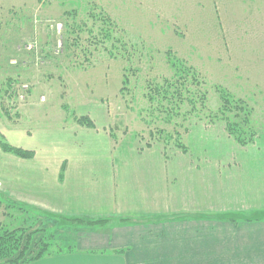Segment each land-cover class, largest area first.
Instances as JSON below:
<instances>
[{"label": "rangeland", "instance_id": "obj_1", "mask_svg": "<svg viewBox=\"0 0 264 264\" xmlns=\"http://www.w3.org/2000/svg\"><path fill=\"white\" fill-rule=\"evenodd\" d=\"M263 38L264 0H0V193L30 209L54 242L48 257L30 264H61L55 258L61 252L74 257L76 232L86 226L57 203H31L42 198L31 191L46 187L28 180L31 158L5 152L2 142L40 153L42 139L30 136L51 132L61 146L68 144L66 131L86 127L113 134L119 147L131 138L140 148L165 146L169 160H178L187 152L178 145L187 144L192 160L202 161L203 148H216L224 135L235 143L225 118L209 115L226 105L230 121L248 117L242 126L250 135L251 121L264 114V59L251 58L253 49L264 53ZM175 75L188 80L187 90ZM154 84L169 91L166 99L150 100ZM83 116L92 126L79 121ZM192 125L208 134L200 137ZM243 230L241 238L231 234L227 249L250 245ZM258 252L252 264H264ZM250 262L232 258L230 264Z\"/></svg>", "mask_w": 264, "mask_h": 264}, {"label": "crops", "instance_id": "obj_2", "mask_svg": "<svg viewBox=\"0 0 264 264\" xmlns=\"http://www.w3.org/2000/svg\"><path fill=\"white\" fill-rule=\"evenodd\" d=\"M259 50L254 53L253 49L251 58L264 59ZM251 123L255 128L253 141L240 144L234 139L233 143L224 135L216 148H203L202 161L192 160L187 144V152H181L178 160H169L165 146L147 144L140 148L131 138L119 147L113 134L111 138L106 132L86 127L72 135L65 129L68 144L61 142V146L57 131V140L51 132L30 136L42 139L43 150L39 153L28 148L35 152L33 158L26 159L32 162L27 168L28 180L33 186L43 181L46 187L31 191L36 196L42 194L31 203H57L61 213L81 219L86 226L76 232L74 257L67 258L61 252L55 258L59 257L61 264L257 261L258 251L264 253V114ZM200 133V137L208 134L207 129H200ZM200 169L205 177L198 176ZM256 214L263 217L252 218ZM90 221L99 223L90 225ZM239 223L250 243L243 247L244 252L241 247L227 249L228 244H234L231 234L242 237V228L234 227ZM216 248L218 252L212 253ZM193 257H198V263L193 259L184 262L183 258Z\"/></svg>", "mask_w": 264, "mask_h": 264}, {"label": "trees", "instance_id": "obj_3", "mask_svg": "<svg viewBox=\"0 0 264 264\" xmlns=\"http://www.w3.org/2000/svg\"><path fill=\"white\" fill-rule=\"evenodd\" d=\"M175 76L177 77V84L187 90L188 88H186V84L188 80L183 79L180 81L179 77L177 75ZM194 80L196 81L193 83L196 85H201L198 79ZM126 86L127 78H124L121 92L126 90ZM152 87L154 94L153 96H150L151 101L156 98L155 96H161V100L162 98H167L165 94H168L169 91H167L165 87L158 86V84H154ZM155 87L162 89L160 92H157ZM223 96L224 95H222V97ZM204 99L205 97H203V100ZM226 103L228 102L226 101ZM203 106H205L204 102ZM226 107V105H223L220 108V110H222L221 113L217 112L216 114L209 116L212 117L213 120L225 118L228 133L232 135L240 144H248L249 142L253 141L255 133L252 131L251 134L248 135L249 133L242 126L244 125V122L250 123L248 117L247 120H243V123L241 124L238 122H232L229 120V116L226 115L227 112H224L228 110ZM79 121L89 126H92L93 124V121L89 119L88 116L81 117ZM1 146L5 152H12L20 158L26 159L32 158L34 156V151L13 147L7 142H2ZM178 146H182V149H185V145L182 143ZM0 214H2L4 217V221L2 220L0 222V264H29L50 254V249L54 242H52L47 231L36 226L35 221L32 220L35 217L33 216L30 209L26 208L25 205L23 206L19 202L13 201L11 197L0 193ZM65 220L69 221V219ZM75 220L76 219H70V221ZM78 220L82 221L81 219ZM90 222L92 224L99 223V221Z\"/></svg>", "mask_w": 264, "mask_h": 264}]
</instances>
